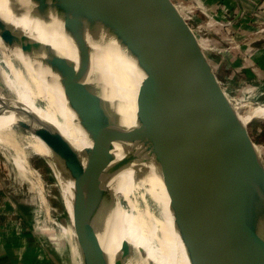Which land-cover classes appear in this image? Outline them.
<instances>
[{
    "label": "water",
    "instance_id": "obj_1",
    "mask_svg": "<svg viewBox=\"0 0 264 264\" xmlns=\"http://www.w3.org/2000/svg\"><path fill=\"white\" fill-rule=\"evenodd\" d=\"M40 1L61 15L83 53L96 56V46L116 49L141 75L136 125L130 130L156 159L177 205L188 264H264V186L246 147L244 124L235 123V110L220 96L216 76L204 65L205 52L196 39L192 46L186 43L192 32L188 23L170 14L168 0ZM44 56L66 79L87 138L80 89L99 95L122 119L119 104L106 98L100 77L81 59L50 45ZM20 127L42 138L60 159L81 264H104L88 204L66 193L63 181L88 163L90 148H84L80 166L69 171L65 142L46 121L36 116ZM105 201L103 192H93L92 207L102 216L107 215L98 204Z\"/></svg>",
    "mask_w": 264,
    "mask_h": 264
},
{
    "label": "bare ground",
    "instance_id": "obj_2",
    "mask_svg": "<svg viewBox=\"0 0 264 264\" xmlns=\"http://www.w3.org/2000/svg\"><path fill=\"white\" fill-rule=\"evenodd\" d=\"M49 45L72 60L81 59L98 74L106 90V98L113 104H119L122 119L103 103L99 95L80 89L78 97L89 126V138L85 136L70 104L66 79L48 64L44 56ZM95 52L96 56L83 53L68 33L61 15L48 3L40 0H0L2 75L6 85L14 91L10 96L5 90L0 91V153L11 141H15L16 126L26 125L36 116L43 119L64 140L69 171L80 166L84 148H90L88 163L63 181L66 193L88 204L102 245L103 263L188 264L182 247L177 205L156 159L130 130L136 125V99L142 77L120 51L96 46ZM238 119L242 123L264 120V105L245 103ZM237 132L243 139L241 130L237 128ZM28 133L30 149L46 157L49 166L62 180L58 155L38 135ZM19 149L16 147L18 151L9 152V155L19 171L32 182L33 168L27 154H22L23 148L22 152ZM10 166L8 161L0 158V167L9 175ZM36 190H42V202L48 204L42 183L30 184L29 193L35 194ZM98 191L103 192L106 204L111 197L123 196L130 207L137 191H142L146 197L151 195L157 206L158 200L161 201L168 221L158 219L153 209L144 207L142 222L131 218V211L127 213L121 208L116 220L97 214L91 201L93 192ZM64 200L65 208H69L65 196ZM69 217L70 226L63 227L66 233L71 231L68 234L75 235L72 218ZM158 231L163 236L160 243H156Z\"/></svg>",
    "mask_w": 264,
    "mask_h": 264
},
{
    "label": "rangeland",
    "instance_id": "obj_3",
    "mask_svg": "<svg viewBox=\"0 0 264 264\" xmlns=\"http://www.w3.org/2000/svg\"><path fill=\"white\" fill-rule=\"evenodd\" d=\"M160 2L164 1L160 0ZM169 2L171 5L168 4ZM164 3L167 5L169 11L172 12L170 13L171 15H179L188 23V27L192 32L190 35L186 36V43L192 46L191 43H193L194 39L200 43L207 59L204 65L209 68L210 73L216 76L217 84L220 86V96L231 107V110L240 107L239 110L235 111L236 115L233 117L235 123L240 125L238 118L243 111L245 103L264 105V63H260L262 60L259 58H263L264 54H257V57H254L255 49L253 50L252 48L256 44L258 46L259 43L253 44V42H247L249 37L251 39L254 37V33H260L261 30H264V19H259L258 16H254L256 17L254 18L251 14L250 16L246 15L242 22L237 24L235 17L225 13L221 15L206 9L193 13L192 6L194 3L191 0H168V3ZM213 17H216V21L210 19ZM258 35L263 36L261 41H264V32ZM244 41L247 42L245 45H249L248 52L245 51ZM2 67V56L0 54V91L1 89L2 91L5 90L10 96L11 94L13 95L14 91L9 85H6L2 75ZM246 70L248 72H246ZM243 124L247 136V150L258 177L264 186V120L255 119ZM14 134V138H16L15 141H11L7 148L3 149L0 153V158L4 161H8L12 168L10 173L11 177L0 172V176L6 186L5 191L10 192L12 195L17 193V196L19 195L21 198L24 197L27 198V200L29 199L32 203V207L35 206V208L39 209L37 211L39 213L38 219L43 221L45 219L46 227L53 231L51 237L55 239L59 237L56 235H61L59 240L63 249L61 254L68 264L77 262L81 264V261H79L80 257L78 259V256L75 254L76 249L75 252H72L73 245H76L75 236L72 233L68 234L71 231L66 233L63 227L70 226V217L68 216L67 208H65L66 205L59 175L54 173L46 157L37 155L30 149L28 146L30 137L25 128L16 126ZM16 147L20 148L19 150H21V152L23 148L22 154H24V152L27 154V160L34 171L32 182L29 177L25 174L23 175V172L19 171L9 155V152L14 153L18 151L15 150ZM33 182L38 184L42 183L48 196V204L45 205L42 202V190L41 192L40 190H36L37 192L35 194L29 193V186ZM150 196L146 197V193L137 191L131 204L132 208L130 207V203H128L123 196H119V198L118 196L111 197L109 207L106 203H102L101 206L98 204V208L100 213L103 212L113 220H116L119 208L127 213L131 211V218L138 220V222H142L145 216L142 211L144 207L149 210L153 209L158 219L168 221V216L161 201L158 200L157 206ZM41 202L42 204H40ZM161 237L163 236L158 231L156 234V243L161 242Z\"/></svg>",
    "mask_w": 264,
    "mask_h": 264
},
{
    "label": "crops",
    "instance_id": "obj_4",
    "mask_svg": "<svg viewBox=\"0 0 264 264\" xmlns=\"http://www.w3.org/2000/svg\"><path fill=\"white\" fill-rule=\"evenodd\" d=\"M191 1L194 3L192 9L194 6H200L201 10L206 9L221 15L225 13L235 17L237 24H240L246 15L251 14L253 17L264 19V0ZM261 39L263 36L259 35L254 39L249 37L247 40L253 44L259 43L252 48L255 49L254 57H257V54H264V41ZM247 42L244 41L246 52L249 51V45H245ZM259 58L262 60L260 63H264V57ZM2 170L0 167V172L11 177V174ZM5 187L0 176V264H68L61 254L63 252L59 243L61 235H56L59 237L55 239L51 237L53 231L46 227L45 219L44 221L38 219L39 209L32 207L29 199L19 197L17 193L12 195L6 192ZM75 246L73 245L72 252H75ZM75 254L79 259L77 249Z\"/></svg>",
    "mask_w": 264,
    "mask_h": 264
},
{
    "label": "built area",
    "instance_id": "obj_5",
    "mask_svg": "<svg viewBox=\"0 0 264 264\" xmlns=\"http://www.w3.org/2000/svg\"><path fill=\"white\" fill-rule=\"evenodd\" d=\"M201 10V7L200 6H194L193 9H192V12L193 13H196V11H199ZM203 10V9H202ZM210 19H213L212 21H216V17H213V18H210ZM216 23V22H215ZM228 26H230L229 24H227ZM264 32V30H261L260 33ZM259 32L257 33H254V37L252 39H254L255 37L259 36L258 34H260Z\"/></svg>",
    "mask_w": 264,
    "mask_h": 264
}]
</instances>
